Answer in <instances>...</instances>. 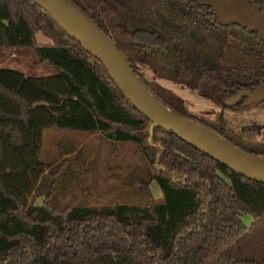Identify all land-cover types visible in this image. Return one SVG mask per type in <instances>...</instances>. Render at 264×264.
Listing matches in <instances>:
<instances>
[{
	"label": "trees",
	"instance_id": "16d2710c",
	"mask_svg": "<svg viewBox=\"0 0 264 264\" xmlns=\"http://www.w3.org/2000/svg\"><path fill=\"white\" fill-rule=\"evenodd\" d=\"M66 1L112 41L165 108L264 158L256 129L223 115L241 107L222 102L264 86V45L255 32L217 26L209 8L194 3L197 19L190 21L184 0ZM251 1L264 10V0ZM37 34L45 41L37 42ZM13 47L30 49L55 73L0 69V264H264V182L151 125L101 63L33 0H0V48ZM137 63L147 66L149 80L136 72ZM155 79L188 87L222 110L210 117L190 112ZM50 127L137 145L145 161L135 181L143 202L58 203L54 190L71 159L38 160L42 131ZM35 190L43 195L39 205L27 200ZM241 213L250 215L248 225Z\"/></svg>",
	"mask_w": 264,
	"mask_h": 264
},
{
	"label": "rangeland",
	"instance_id": "374dc122",
	"mask_svg": "<svg viewBox=\"0 0 264 264\" xmlns=\"http://www.w3.org/2000/svg\"><path fill=\"white\" fill-rule=\"evenodd\" d=\"M36 41L44 42L45 38L37 34ZM0 69H11L33 77L55 73L51 66L39 62L34 53L24 47L0 48ZM136 72L141 77L150 79L151 73L145 66L137 63ZM157 81L181 98L190 112L196 111L210 117L218 109L194 91L168 80ZM223 115L232 120L236 127L256 129V139L264 142V99L235 110H224ZM37 157L39 161L46 163H58L61 158L71 159L54 190V198L58 203L75 200L97 206L115 202H143L135 181L139 179L145 161L140 148L132 142L111 141L97 132L50 127L42 131ZM148 188L154 199L160 197L154 181L149 183ZM42 198L41 192L35 190L27 200L39 205ZM239 218L244 225H248L251 220L247 213H241Z\"/></svg>",
	"mask_w": 264,
	"mask_h": 264
},
{
	"label": "water",
	"instance_id": "95a60500",
	"mask_svg": "<svg viewBox=\"0 0 264 264\" xmlns=\"http://www.w3.org/2000/svg\"><path fill=\"white\" fill-rule=\"evenodd\" d=\"M33 1L83 50L101 63L122 96L147 117L151 125L169 130L231 171L264 182V158L232 146L218 135L165 108L136 78L112 41L70 3L66 0ZM197 3L209 7L219 25H236L247 32H255L264 45V10L259 5L251 0H200ZM263 97L264 86L258 85L224 99L223 103L228 106L241 99L239 107H242Z\"/></svg>",
	"mask_w": 264,
	"mask_h": 264
},
{
	"label": "flooded vegetation",
	"instance_id": "af4514ba",
	"mask_svg": "<svg viewBox=\"0 0 264 264\" xmlns=\"http://www.w3.org/2000/svg\"><path fill=\"white\" fill-rule=\"evenodd\" d=\"M185 2H187V7L188 8H181V11L182 12H184L185 13V15H186V17H188V19L191 21V20H193V21H196V19H197V15L196 14H194L193 12H192V8H191V3H194L195 5H199V6H204V7H207V6H205V5H200V4H198L197 2L198 1H200V0H184ZM201 1H203V0H201ZM209 8V7H208ZM210 9V8H209ZM211 10V9H210ZM211 14H212V16L214 17V15H213V13H212V10H211ZM214 20H215V22H216V25L217 26H220V27H224V26H221V25H219L218 24V22L216 21V19H215V17H214ZM197 23V22H196ZM200 24L203 26V23L202 22H200ZM231 26V25H230ZM226 27H228V26H226ZM193 36V38H198V35L197 34H193L192 35ZM138 64H141V65H143V66H145L146 67V69L147 70H149L148 68H147V66L146 65H144V64H142V63H138ZM198 67H200V66H198ZM150 78H151V76H150ZM145 79V78H144ZM146 80H149V79H146ZM155 81L156 82H158L157 81V79H155ZM171 82V81H170ZM231 83H235V81L234 80H231L230 81ZM173 83V82H172ZM160 84V83H159ZM173 84H176V83H173ZM161 85V84H160ZM178 85V84H177ZM179 87H184V86H180V85H178ZM163 87H165V86H163ZM185 88H187V89H189L188 87H185ZM170 90V89H169ZM189 90H191V91H194V90H192V89H189ZM240 91H246V90H240ZM240 91H238V92H240ZM173 92V91H172ZM195 92V91H194ZM238 92H235L234 94H231V95H229V96H227V97H225V98H223V100H222V102L224 101V99H226V98H228V97H230V96H233V95H235L236 93H238ZM196 93V92H195ZM197 94V93H196ZM197 95H199V94H197ZM200 96V95H199ZM202 97V96H201ZM202 98H204V97H202ZM206 99V98H205ZM262 99H264V97L263 98H261L260 100H262ZM208 100V99H207ZM241 100V99H240ZM240 100L239 101H236V102H234V103H232V104H230V105H228V106H234L235 108L236 107H239V102H240ZM210 101V100H209ZM259 101V100H258ZM211 102V101H210ZM212 103V102H211ZM213 104V106L214 107H216L217 106V110H216V112H218V111H221L222 109H221V107L220 106H218L217 104H214V103H212ZM224 104V103H223ZM194 112H196V111H194Z\"/></svg>",
	"mask_w": 264,
	"mask_h": 264
}]
</instances>
